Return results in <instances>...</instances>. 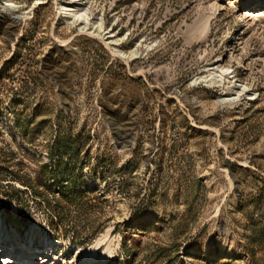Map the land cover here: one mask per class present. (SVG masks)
<instances>
[{"label":"rangeland","instance_id":"obj_1","mask_svg":"<svg viewBox=\"0 0 264 264\" xmlns=\"http://www.w3.org/2000/svg\"><path fill=\"white\" fill-rule=\"evenodd\" d=\"M0 227V264H264V0H0Z\"/></svg>","mask_w":264,"mask_h":264},{"label":"bare ground","instance_id":"obj_2","mask_svg":"<svg viewBox=\"0 0 264 264\" xmlns=\"http://www.w3.org/2000/svg\"><path fill=\"white\" fill-rule=\"evenodd\" d=\"M75 17H77V15L75 16ZM117 51V50H116ZM118 52V51H117ZM121 53V52H120ZM122 54H124L123 52H122ZM125 55V54H124ZM133 55V53H131V54H127V55H125V57H127V58H130L131 56ZM123 56V55H122ZM124 57V56H123ZM244 86H239V87H237L236 89H235V91H234V93L232 94V96L231 97H225V98H222V99H220L219 101L220 102H235V101H237L238 100V98H239V96H240V94L244 91ZM3 238H6L7 240H9V239H11V243H14V241L15 240H17V237H16V235L13 233V234H11V235H9V233L5 230V229H3L2 227H0V240H2V243H3ZM53 242H54V240H52V239H50L49 241H48V244H49V246L50 245H52L53 244ZM32 244V241L30 240L29 241V245H31ZM8 253H10V254H13L14 255V258L16 257V255H17V257L19 258V256L21 257H26L29 253H28V251H21V250H18V252L17 253H15V248L14 247H11L10 249H9V252ZM2 258H5V260L7 259V261H10V260H12L13 259V257H2ZM27 259H29V258H27ZM30 259H32V258H30ZM35 259V258H34Z\"/></svg>","mask_w":264,"mask_h":264},{"label":"trees","instance_id":"obj_3","mask_svg":"<svg viewBox=\"0 0 264 264\" xmlns=\"http://www.w3.org/2000/svg\"><path fill=\"white\" fill-rule=\"evenodd\" d=\"M80 195H83V194H80ZM55 214H56L57 216H59V213H58L57 211H55Z\"/></svg>","mask_w":264,"mask_h":264}]
</instances>
